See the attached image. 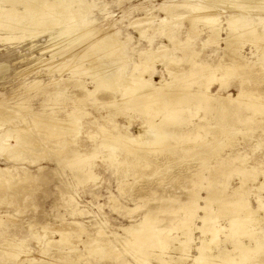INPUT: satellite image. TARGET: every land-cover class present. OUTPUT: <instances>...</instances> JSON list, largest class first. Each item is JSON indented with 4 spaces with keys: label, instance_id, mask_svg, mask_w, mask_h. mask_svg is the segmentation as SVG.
<instances>
[{
    "label": "rangeland",
    "instance_id": "rangeland-1",
    "mask_svg": "<svg viewBox=\"0 0 264 264\" xmlns=\"http://www.w3.org/2000/svg\"><path fill=\"white\" fill-rule=\"evenodd\" d=\"M85 1L89 3L90 13L88 14V17L96 20L94 25L97 28L101 27L104 29L108 28L110 31L112 30V32H115L117 38L124 43L122 48L123 59L116 57V59L119 58L116 61L114 56L111 55L104 58V64H108L109 66L108 73H113L117 68L121 69L120 66L122 67V71L120 70L119 73V78L124 80V83L121 85L122 89L130 87V84L126 81V75L130 73V76L132 73L136 74L140 71H133V66H135L134 64H136V62H140L144 57L146 54V52H144L145 49L151 52H154L153 50H156L157 52L159 51L158 53H154V57H158L159 53L161 54V52H165V49H167L166 52L168 51L166 54L167 59L163 62L156 61L154 57H152V60H149L147 63L145 62L148 66L145 73L149 76L152 74V80L155 84H158L160 79H172L170 70L165 69V67L170 64L168 59L171 58H174L179 64H174V69H185L184 72H180H183V76L188 74L186 71H189L193 65L192 63L195 62L198 63L207 61L215 66H219L220 68L230 66L233 63L232 58L224 52L223 47L226 46L225 44H221L220 47H218L217 44H202V41L207 39V32H202L199 36H191L192 38L196 37L195 39L190 37L188 32L189 21L186 19V15H188L191 11L190 9L186 8L187 11L185 9V18L184 16L171 17V15L167 14L170 16L168 23L171 25L167 22H161V19L167 15L165 14L166 11H163L160 7L166 5V2L167 4L171 1L173 3H179L182 0ZM16 7L22 9V5L20 4H17ZM151 11H153V15L151 14ZM225 15L226 14H224V16ZM251 17L255 20L258 19V16L254 12ZM175 19L178 21L176 22ZM110 26H112L111 29L109 28ZM48 27H39L37 28V34H33L30 29H17L10 33L8 29L0 26V32H2L0 33V63L6 62L9 65V70L5 72L3 78L0 79V139H2L9 146L8 152H5V150L0 151V167H10L13 175L8 178L10 182L5 181V179L0 180V219L3 221L0 226V239L3 238V235L5 234L18 233L19 237L24 236L22 238H27L26 243L32 247V252L33 254L35 253L34 256L48 259L54 257L53 255L59 256L57 253H61L59 252V248L62 246V244L58 243L59 238H61L60 233L67 232L69 234L68 237L70 242L73 246H75L77 254L83 253L88 255L83 260H80L84 262H81L82 264H138L136 255H133V253L128 251V249H130V243L128 244L127 241L132 240L134 236L131 232L126 230V227L132 225L134 226L135 223L138 224L143 215L149 212L150 216L154 219L155 225H157L159 229L167 232L171 226L172 228L174 226L175 228L170 231L169 234L181 235L182 232L178 230V226L174 224V222H177L178 214L172 211H164L162 209L164 205H168L173 202L183 203L194 192L196 194L198 193L200 197H206L207 182H205L206 180L202 178V176H209L212 174V170L218 171L216 168L218 163L224 166L227 161L233 162V159L238 155V153L249 156V160L246 162V174L250 175L252 173V176L250 175V179L256 178V180H252V184H249L250 190L247 197L254 206H258V193L264 196V189L258 188L259 182L264 179V114L261 117L260 115L257 118L253 117V113L250 114V109L242 107L245 102H242L241 105L239 104L240 107L238 106V103H233L232 105H227L226 103V105H221L222 101H226L223 97L230 93L237 95L241 88L245 91L253 92L257 95L260 93V95L264 96V59H260L258 55L251 53V47L249 45H246L245 47L247 66L245 65L243 68L233 69L232 76L230 79H227V86L222 88V90L220 89V84L213 85L212 91L216 94V99L213 100L214 102L211 103L209 109L205 110L197 106V102L195 101L189 103V105L188 103H184V105L186 104L185 106L183 103L181 105V112L193 114V116L188 118L186 124L181 126L186 131L191 132L196 131L197 127L201 125L207 126V128L202 129V134L205 136L204 141L199 143L198 146H194L195 148L193 147V149H191L189 144L184 142L182 139H180V141L179 138L172 140L168 139L165 140L162 146H159L160 149L149 152L151 153L150 157L149 153H147L148 155L141 159L142 161L139 160V163H135L134 166L132 163H129L131 166L128 165V163L118 165L115 161L109 160L106 157L111 151L110 147H117L119 152L117 149L116 151L119 158H122L123 156L130 157L132 156L133 151L129 152V149L127 147L126 149L125 145L122 144L123 142L119 141L116 137L105 135V133L99 131L98 128V126L113 128V123L110 121L112 118L103 117V115L111 109L110 106V109L109 107L107 108V106L111 103L110 98H114L113 94H107L108 99L102 102L104 106L102 105L100 107L101 109L92 107V105L96 106L92 104V97L87 98L84 103L77 102L74 97L81 95L82 89L79 86H75L78 84H73L72 82L75 83L80 77L78 82H86L87 80L89 88H93V84L90 82V76L88 75L87 77L85 72V75H83V73H79L78 71L75 73L71 70H68L69 72H64L62 74L63 76H59L57 72L55 73L58 78H62V80L66 79L65 81H58V85L56 86H43L41 88L39 87V89L38 87H35L37 88L35 90L34 88L28 89L27 86L25 87L28 81L31 82V80L35 78H43L46 82L50 80L49 76L40 75L39 73L47 68L45 67V64L41 62L40 58L43 54L45 57H50V51L47 53H43V51L45 50L44 48L46 45L51 42L49 41L50 34L52 31L54 32L57 29V26H55V28ZM171 27L173 29L172 34L176 35V38L173 40V42L176 40L174 43L169 41L167 38L168 36L166 38L164 37L166 36L164 31L167 32L168 28L171 29ZM140 28H144L146 30L145 36L140 35ZM161 29L162 31H160ZM23 33L27 34L24 38L8 39L11 34L20 35ZM161 34L164 36H161ZM177 41L179 43H177ZM86 42L87 40L82 41L81 44H78L79 46L76 45L75 47L70 48L68 53L73 54L78 48H84V46H87ZM180 42L182 43L180 44ZM161 45H164L165 48L159 50ZM207 46L209 47L207 48ZM75 56L77 55L73 54L72 57ZM72 57L67 56L65 58L66 60H68V58L71 60ZM56 58L61 60L60 55ZM75 59L78 60L76 57ZM188 65L189 67H187ZM169 68L171 69V67ZM22 69L25 71L24 73ZM18 71L19 74L17 75L16 73H18ZM70 71L72 75L75 73V77H79L74 79L75 77H73V75V78L71 77L72 79L69 78L68 75L71 76ZM81 77L86 79L83 80ZM64 83L66 84L64 85ZM192 85V89L190 87L191 90L198 89L199 85ZM53 88H57V94L60 98H63V100L66 101V107H72L73 105L78 104L82 108L91 111L93 115H96L97 117L99 116L96 121L92 116L83 117L81 120L83 129L89 128V132L93 133V135L87 136L85 134H81L79 136L83 145H85L88 149H90L96 142L103 145L100 147L103 157L96 158L92 162V166H90L97 175L96 179H90L88 182L86 181L83 183L79 181L77 173L72 172L71 170L68 171L69 168H67L65 164L67 162L66 158H69L70 156H65V154H63V149H69L71 145H57L56 140L58 138L41 130L46 124L39 120H35L33 122V119L30 116L31 111H40L42 110V103H47L48 96L41 90H53ZM26 89L28 90L26 91ZM178 89L181 90L180 88ZM116 94L118 96L121 95L120 92ZM101 95L102 93H100V96ZM218 97L221 98V101ZM21 101L22 104H28V108H23L21 105H18ZM65 106L63 105V107ZM65 108L64 110H61L62 112L59 113L60 115L66 110ZM18 112L21 114H18ZM100 116H102V118ZM118 121L124 127L129 126V120L127 118L120 117ZM131 122L132 124L129 126V130L134 134H138L140 128H145L142 126V122H145V125L147 123L142 116L138 115H133ZM20 128L22 129L21 132L19 131ZM151 130H153V128ZM149 137L152 136H144V140ZM93 140L95 141L94 143ZM173 141L175 142L172 144ZM178 141L182 145H180ZM170 142L172 146H170ZM225 144L226 146L224 147ZM144 145L146 144L144 143L141 146L144 147ZM143 147L142 149L137 147L138 149L140 148L139 150L140 152L142 151L141 153L145 152ZM172 147L174 148L172 149ZM165 148L166 150H164ZM221 148L224 149L222 150ZM121 150H123V152ZM127 152L131 154H127ZM160 152H162V154ZM197 154L200 156H197ZM52 159L56 161L53 162ZM63 159L66 160L63 161ZM147 163L148 167H146ZM152 163L156 167L151 166L153 165ZM61 168H64V171L60 170ZM21 175L27 179L15 186L14 182L18 181L19 176ZM227 175V187L229 186L227 190L232 192L236 189L235 187H238L241 183L243 175H239L237 172H232L230 175ZM217 180L218 184L217 182L214 183L215 186L217 185L215 189L220 191V189H223V182L225 179L223 177H218L216 181ZM18 188H21L22 192H20ZM17 189L19 190L18 192ZM158 207H161V209H157ZM130 209L135 210L131 211ZM260 213L262 214V212ZM151 214H153V216ZM200 214H203V211H200L198 216H200ZM182 215L183 218H185L184 214ZM199 222L200 220H198V223ZM222 222L225 223L224 220ZM100 229L106 232L107 236L105 235V237L107 238L99 234ZM34 231L37 232H35L33 236L32 233ZM45 233L46 237L55 242L57 241L56 244L51 243L52 245H48L50 248L46 246L47 249L45 250H48L49 252L45 251L43 246H41L37 240L38 235H43ZM27 235H30L32 239L30 237H25ZM194 235L197 238L200 236V231L195 230ZM221 235L222 233L219 234L220 238H218L220 239L219 244L221 243L220 245L223 248H225V246L231 248V241L222 243V239L224 240L225 234H223V236ZM244 240L246 241V239ZM87 241H89V243ZM94 241L100 245H98V249L105 247L106 245L104 243L109 242L108 246L110 247V250H114V252L111 251L112 256L110 253H103V255L102 253H97V255L89 254L88 251H86L85 246ZM101 241L104 246L101 244ZM123 242H126V247ZM57 244L60 246L58 245L56 247ZM40 247L43 248V252L45 251L44 253ZM263 249L260 251L261 253L259 252L258 254H263L261 256L264 257ZM51 251L52 255L50 253ZM54 251L57 252L53 254ZM152 252H154L152 255V263L158 264L159 262L156 258L161 259L163 254L158 253V255H155V253H157V249H152ZM176 253L177 252L172 249H168V253H164V256L167 259H170L171 257H174V254ZM0 254V264H18V262L5 258L7 254L5 255L3 252H0ZM67 254L70 253L67 252ZM117 254L122 256H119L120 258L116 259V256H118ZM101 255L103 257L105 256L104 260L102 259L103 257L101 258ZM260 255L257 256V258L254 257L253 260H251V263L254 264L255 259L256 261L260 260L262 258Z\"/></svg>",
    "mask_w": 264,
    "mask_h": 264
},
{
    "label": "bare ground",
    "instance_id": "bare-ground-1",
    "mask_svg": "<svg viewBox=\"0 0 264 264\" xmlns=\"http://www.w3.org/2000/svg\"><path fill=\"white\" fill-rule=\"evenodd\" d=\"M17 4L22 5V9L17 8L16 7ZM160 8L163 11L165 10L166 11L165 14L171 15V17L184 16V13H186L185 9L186 8L190 9L191 11L189 12L188 15H186V19L189 21L188 32L190 37L193 35L199 36L200 33L207 32V39L203 40L202 44L203 45L217 44L218 47H220L221 44H225L226 46L223 47L224 52L226 55L232 58L233 63L230 66H224L223 68H220L219 66H215L207 61H202L198 63L194 61L195 63H192L193 65L192 67L190 66L191 68L189 69V71L186 69L187 70L186 72H188V74L183 76L182 73L185 71V69L184 70H180V68L174 69L173 68L174 64H178V63L174 58H171L168 59L170 61L169 62L170 64L168 63L169 65H167L165 69L170 70L172 79L170 80L160 79V82L158 84H155L152 80V74H150L149 76L146 75L145 73L146 69H148V66L145 64V62L147 63L149 60H152V57H154V53L157 51L153 50L154 52H151L145 49V51L143 50L144 52H146L144 57L141 59L140 62H136V64H134L135 65L133 66L134 68L132 67L134 69V70L132 69L133 71L135 72L136 70H140V71H138L136 74L131 72L132 74L130 76H129L130 73H128V75H126V81L127 83L130 84V87L126 89H122L121 85L124 83V80H121L119 78V73L122 67L120 66L121 69L117 68L116 71H114L113 73L112 72L108 73L109 66L108 64H104L105 63L104 58L106 56L111 55L114 56V59H116V57L123 59L124 57L122 56L123 54L122 48L124 43L117 38L115 32H112V30L110 31L108 28L104 29L101 27L97 28L94 25L96 20L90 19L88 17L90 11H89V3L87 1L85 0H0V20H1L0 26L5 29H8L10 33H12L14 30L17 29H30L31 33L37 34L36 33L37 28L39 27L49 26L50 28L53 27L55 28V26H57V29L54 32L52 31V33L50 34V40H49L51 41L50 44L46 45V47L44 48L45 50L43 51V53H47L50 51L51 52L50 57H45L44 54L42 53L43 56L40 58L41 62L44 63L45 67L47 68H45L44 71H40L39 73L40 75L42 74L49 76L50 80L46 82L43 78L42 79L35 78L31 80V82L28 81L25 87L27 86L28 89L34 88L35 90L37 89L35 87H38L39 89V87L41 88L43 86L44 87L50 85L56 86L58 85V81H61L62 78L61 79L58 78L55 75V73L57 72L59 76H63L62 74L64 72L71 70L74 71L75 73L76 71H78L79 73H83V75L87 74L86 75L87 77L89 75L91 78L90 82L93 84V88H89L87 85V80L86 82L82 80L81 83L78 82L80 77L79 76L75 77L74 75L75 73L73 74L74 75L73 76L70 71L71 76L68 75V77L71 78L73 76L75 77L74 79L79 77L78 81H76L78 83L76 82L75 83L72 82V83L78 84L75 86L77 87L79 86L82 89V94L77 97H74L76 98L77 102L84 103L87 98L92 97V104L96 105L93 106L91 104L92 107H97L99 109L102 105L104 106L102 102L108 99L107 98L108 93L114 95V98H110L111 103L108 106L106 105L107 108L109 106L111 107V109L109 107L110 111L105 113V115H103V117L105 118H112V120L110 121L113 123L112 124L113 128H108L107 126H98V128L99 131L104 132L105 135L116 137L119 141L123 142L122 144L125 145V148L127 147L129 149L128 150L129 152L133 151L132 156L130 157L121 156L122 158H119V155L117 153L118 151L117 147L115 146L110 147L111 151L107 154L106 157L109 160L115 161L116 164L118 165H122L125 163H128V165H130L129 163H132V165L134 166L135 163H139V160L145 158L148 155L147 153L152 152V150L154 151L156 149H160L159 146H162L165 140L168 139L172 140L179 138V141L180 139H182L184 142L189 144V147H191V149H193L194 146H198L199 143L204 141L205 136H203L202 134V129L207 128V126L201 125L197 127V130L194 132L186 131L181 125H185L188 118L190 116H193V114L181 112L182 103L183 105L184 103H188L189 105V103L195 101L197 102V106L205 110L209 109L211 103L214 102L213 100L216 99V94L213 93L212 91L213 85L220 84L221 85L220 89L222 90V88L227 86L228 84L227 79H230V77L232 76V70L236 68H243L246 65L247 62L246 60L247 56L245 53L246 45H249L251 47V53L258 55L260 59L262 58L264 59V0H182L179 3H173L171 1L167 4L166 2V5L161 6ZM253 12L258 16L257 20L251 17L253 15ZM151 14L153 15V11H151ZM224 14L226 15L224 16ZM168 15L166 17H163L161 19V22L168 23L170 19L169 18L170 16ZM177 21L178 20H176V22ZM111 27L112 26H110L109 28L111 29ZM169 29L170 28H168L167 32L164 31L166 36L162 34L161 36H164L165 38L168 36L167 38L169 39V41L170 42L172 41V43H174L176 42V40L173 42V40L176 38V35L172 34L173 33L172 27L170 30ZM160 31H162V29ZM139 32L141 36H145L146 34V30L144 28H140ZM26 35H27L26 33L20 35L11 34L8 39H21L26 37ZM195 38L193 37L192 39ZM85 40H87L86 42L87 46H84V48L81 47V49L78 48L76 52L73 53L78 56V57L75 56L76 58H78V60H76L75 57H72L73 54L68 53V51L70 50V48L75 47L76 45L79 46L78 44H81V42ZM182 42H180V44ZM177 43L179 42L177 41ZM208 47L209 46H207V48ZM162 48H165V46L161 45L159 47V50H161ZM166 50L167 49H165V52L163 53L161 52V54L159 53V56L158 57L155 56L154 59L156 61L163 62L165 59H167L166 54L168 51L166 52ZM143 51L142 53L144 54ZM59 55L61 57L60 58L61 60L56 58ZM67 56L72 57L71 60L70 58L66 60L65 57ZM169 67H171V69ZM187 67H189V65ZM8 70H9L8 63L1 62L0 79L3 78L5 72H7ZM181 71L183 72L180 73ZM24 72L25 71H23V73ZM16 74L18 75L19 71ZM85 79L86 78H84L83 80ZM65 84L66 83H64V85ZM192 84L199 85L198 89L191 90ZM74 87L72 88L75 89ZM178 88H180L181 90H179ZM28 89H26V91ZM41 91L45 95L47 94L48 96L47 103L45 102L42 103V110L40 111L34 110L30 112V116L32 117L33 122L35 120H39L42 121V123H45L46 125L41 130H43V132L50 134L51 136H55L56 138H58L56 140L57 145H61V144L64 146L68 144L71 145L69 149H63L65 151V152L63 151V154H65V156L67 155L70 156L69 158H66L67 162L65 165L67 168H69L68 171L71 170L72 172L77 173L80 182L85 183L86 181L88 182V180L90 179H96L97 175L90 166H92V162L96 158L103 157L101 153L102 151L100 150V147H102L103 145L102 144L100 145V143L98 144L96 142L90 149H88L85 145H83V142L80 140L79 136L81 134H85L87 136L93 135V133L89 132L88 130L89 128L83 129L81 122L82 118L92 116L96 121L99 118V116L97 117L96 115H93L91 111L82 108L78 104L73 105L72 107L67 106L68 107L67 108L65 106L66 101L63 100V98H60V96L57 94V88H53V90L43 89ZM118 92L121 93L120 96L116 94ZM100 93H102L101 96ZM218 98L221 101L222 96L221 98L220 97ZM223 98H225L226 101L225 102L222 101L221 105L222 104L226 105V103L227 105L238 103L239 106V104L241 105L242 102L243 103L245 102L244 106L242 107H244L245 109H250L252 111V112L250 111V114L253 113V117L257 118L259 115L261 117L264 114V101H263L264 96L260 95V93L259 95H257L254 94L253 92H248L241 88L240 91H238L237 95H233L230 93ZM18 105H21L23 108H28L27 107L28 104L26 103L22 104V101ZM63 105L66 108L63 107ZM64 108L66 110L60 115L59 113L62 112L61 110L62 109L64 110ZM188 109L190 110L189 107ZM21 113L18 112V114ZM133 115L142 116L144 120L147 122L146 125L145 122L141 123L142 126L145 128H140L138 134H134L129 130L130 128L129 126L132 124L131 118L133 117ZM100 117L102 118V116ZM120 117L127 118L129 120L128 123L129 126L126 127L122 126V124H120L118 121ZM152 128L153 130H151ZM21 130L22 129L20 128L19 131L21 132ZM144 136H152V137H149L148 139L144 140ZM179 141L178 143L182 145ZM94 142L95 141L93 140V143ZM174 142L175 141H173L172 144ZM144 143L146 145H144V147L141 146ZM170 146H172L171 142H170ZM225 146L226 144L224 145V147ZM137 147H140L141 149L143 147L146 153L145 152L141 153L142 151L140 152L139 150L140 148L138 149ZM8 148H9L8 144H6L2 139H0V151L5 150V152H8L9 151ZM173 148L174 147H172V149ZM164 150H166V148ZM121 151L123 152V150ZM160 153L162 154V152ZM127 154H131V153L127 152ZM150 154L151 153H149V157ZM197 156L200 155L197 154ZM248 158L249 156L238 153V155L235 156V158L233 159V162L227 161V163H225L224 166L218 163L216 167L218 171L212 170V174H210L209 176H202V178L206 180L205 182H207L206 197L204 198L200 197L198 193L196 194L194 192L183 203H174L172 200L173 203H169L168 205L165 204L164 207L162 206L163 207L162 209L164 211H172L178 214L177 222H174V224L178 226V230L182 232L181 235L169 234V232L175 228L174 226L173 228L171 226L172 229L170 228L167 232L166 231L164 232V230L159 229L157 225H155L154 219L153 217L150 216L149 212L143 215L141 221L138 224L135 223L134 226L132 225L126 227V230L131 232L134 236L132 240L127 241L128 244L130 243V249H128V251L133 253V255H136L137 258L136 260L138 264H154L152 263L153 262L152 255L154 253L152 252V249L155 250L157 249V253H155V255H158V253L163 254L162 255L163 257L161 256V259L156 258L157 261L159 262L158 264H252L251 260H253L254 257L257 258V256L260 255L258 253L264 247V196L258 193L257 207L254 206L247 197L250 190L249 184H252L251 182L252 180H256V178L250 179V175L252 176V173L250 174L249 172L250 175L246 174L247 171L246 162H248L249 160ZM65 160L63 159V161ZM54 161L56 160H53V162ZM151 166L156 167L154 164ZM146 167H148V163ZM63 169L61 168L60 170ZM232 172H237L239 175H243V178L239 186L235 187L236 189L230 192L227 190L229 186L227 187L228 180L226 179L228 177L227 174L230 175V173ZM12 176L13 175L11 173L10 167H0V180L5 179V181L10 182L8 178ZM218 177H223L225 179L223 182V189L222 190L220 189V191L215 189L217 185L215 186L214 184L215 182H217L218 184V180L216 181ZM26 179H27L26 177H23L21 175L19 176V180L14 182V185L16 186L17 184L22 183ZM21 188H18L20 192H22ZM258 188L264 189V179L259 182ZM18 189L17 192L19 191ZM157 209H161V207H158ZM130 210L134 211L135 209H130ZM200 211H203V214H200V216H198V213ZM260 212H262V214ZM182 214H184L185 218H183ZM151 215L153 216V214ZM197 218L198 220H200L199 223ZM223 220L225 221V223L222 222ZM2 223L3 221L0 219V226L2 225ZM195 230L200 231V236H198L197 238L194 235ZM37 231H34L32 235ZM221 233H222L221 236L225 234L224 235L225 238L224 240L222 239V243L231 241L232 243L231 248H229L228 246H225V248H223L220 245L221 243L219 244L220 239L218 238H220L219 234ZM99 234L105 237L106 232L100 229ZM68 235L69 234L67 232L60 233L61 238H59L58 243L62 244V246L57 244L56 247L58 245L60 246L59 252L61 253L60 254L57 253V255L59 256L53 255L54 257L52 258L44 259L38 256H34L35 253L33 254L32 247L27 245L26 243L27 238H22L24 236L19 237L18 233L3 235L4 237L0 239V252H3V254L8 255V256L6 255L7 257L5 256V258H9L12 261L18 262V264H82L84 263L80 260L81 259L83 260L88 255L83 253L77 254V251L75 250V246H73V244L70 242ZM25 237H30V235H27ZM30 238L32 239V237ZM244 239H246V241ZM37 240L38 243L41 246H43L44 250L47 249V247H49L48 245H50L51 243L56 244L57 242L46 237V233L43 235H38ZM87 242L89 243V241ZM101 244H103V242ZM104 244L106 245L105 247H101V248L99 247L100 249H98L97 247L99 244L94 241L88 244L87 246H85L86 251H88L89 254H93V255H97V253L98 254L102 253V255L103 253L104 254L110 253L112 256L111 251L114 252V250H110V247L108 246L109 242ZM124 244L126 247V242ZM43 248H41L42 252H43ZM168 249H172L173 251L177 252L176 254H174L175 256L171 257L170 259H167L164 256V253L165 254L168 253ZM57 251H54L53 254H55V252ZM67 252L70 254H67ZM50 253L52 255V251ZM102 255L101 258L103 257ZM119 256L122 255L116 256L117 257L116 259H119L120 258ZM261 257L262 258L258 261H256L255 259L254 264H264V257L263 256ZM102 259L104 260L105 256Z\"/></svg>",
    "mask_w": 264,
    "mask_h": 264
}]
</instances>
